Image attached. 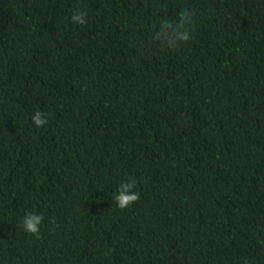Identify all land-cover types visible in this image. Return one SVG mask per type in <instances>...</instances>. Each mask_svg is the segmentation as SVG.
<instances>
[{
  "label": "trees",
  "instance_id": "trees-1",
  "mask_svg": "<svg viewBox=\"0 0 264 264\" xmlns=\"http://www.w3.org/2000/svg\"><path fill=\"white\" fill-rule=\"evenodd\" d=\"M0 264H264V0H0Z\"/></svg>",
  "mask_w": 264,
  "mask_h": 264
},
{
  "label": "clouds",
  "instance_id": "clouds-1",
  "mask_svg": "<svg viewBox=\"0 0 264 264\" xmlns=\"http://www.w3.org/2000/svg\"><path fill=\"white\" fill-rule=\"evenodd\" d=\"M181 15L182 17L187 15V17L190 18L191 13L190 12L187 14L182 13ZM72 21L77 24H81V25L84 24L86 22V12L79 9L76 10L73 13ZM179 27H181V25H177V29ZM177 29H173L174 34L176 33ZM179 36L180 38L183 39L186 38L187 34L184 32H180ZM32 119L37 127L43 126L47 122L46 116L40 111H37L33 115ZM135 184L136 181L131 179L127 182L121 183L119 187V192L115 196V200L119 208L121 209L128 208L133 202L137 201L140 198L139 193L133 191ZM43 219H44L43 216L40 214H37L35 212H26L22 218V226L26 232L37 234L40 230V225Z\"/></svg>",
  "mask_w": 264,
  "mask_h": 264
}]
</instances>
